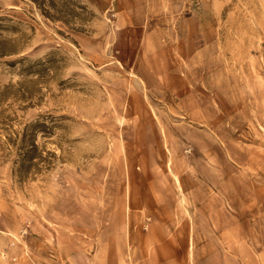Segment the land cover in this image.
<instances>
[{"label": "rangeland", "instance_id": "1", "mask_svg": "<svg viewBox=\"0 0 264 264\" xmlns=\"http://www.w3.org/2000/svg\"><path fill=\"white\" fill-rule=\"evenodd\" d=\"M0 264H264V0H0Z\"/></svg>", "mask_w": 264, "mask_h": 264}]
</instances>
